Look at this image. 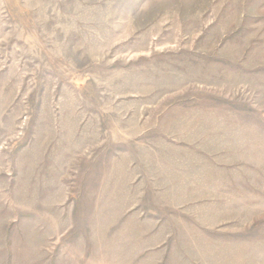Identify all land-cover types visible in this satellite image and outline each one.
Wrapping results in <instances>:
<instances>
[{
	"label": "rangeland",
	"instance_id": "obj_1",
	"mask_svg": "<svg viewBox=\"0 0 264 264\" xmlns=\"http://www.w3.org/2000/svg\"><path fill=\"white\" fill-rule=\"evenodd\" d=\"M0 264H264V0H0Z\"/></svg>",
	"mask_w": 264,
	"mask_h": 264
}]
</instances>
